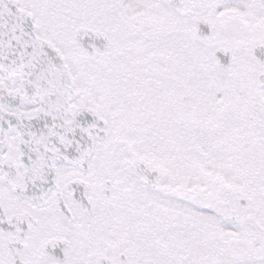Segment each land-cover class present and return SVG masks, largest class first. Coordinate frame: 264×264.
Wrapping results in <instances>:
<instances>
[{"label": "snow or ice", "instance_id": "6c2138e0", "mask_svg": "<svg viewBox=\"0 0 264 264\" xmlns=\"http://www.w3.org/2000/svg\"><path fill=\"white\" fill-rule=\"evenodd\" d=\"M0 264H264V0H0Z\"/></svg>", "mask_w": 264, "mask_h": 264}]
</instances>
